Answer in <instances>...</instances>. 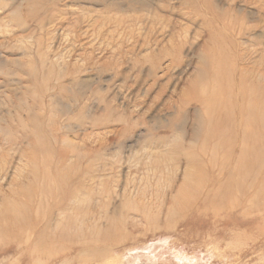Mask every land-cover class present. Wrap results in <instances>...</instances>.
<instances>
[{
	"label": "rangeland",
	"instance_id": "rangeland-1",
	"mask_svg": "<svg viewBox=\"0 0 264 264\" xmlns=\"http://www.w3.org/2000/svg\"><path fill=\"white\" fill-rule=\"evenodd\" d=\"M0 170V264H264V0H0Z\"/></svg>",
	"mask_w": 264,
	"mask_h": 264
},
{
	"label": "bare ground",
	"instance_id": "bare-ground-1",
	"mask_svg": "<svg viewBox=\"0 0 264 264\" xmlns=\"http://www.w3.org/2000/svg\"><path fill=\"white\" fill-rule=\"evenodd\" d=\"M18 11V10H17ZM28 12V10H26V13ZM30 15V13H28ZM19 17V16H18ZM17 17V18H18ZM18 20V19H17ZM21 20V19H20ZM23 23V22H22ZM42 26V25H41ZM243 69V68H242ZM239 93V92H237ZM259 112V111H258ZM213 117V116H212ZM238 125V124H237ZM197 126V125H196ZM62 129V128H61ZM197 137V136H196ZM2 159H5V157H2ZM20 170V169H19ZM1 171V170H0ZM21 171V170H20ZM4 173V172H3ZM18 174V173H17ZM2 178V177H1ZM5 178V177H4ZM14 178V177H13ZM11 180V179H10ZM13 180V179H12ZM22 181V180H21ZM17 182V181H16ZM19 183V182H18ZM8 184V183H7ZM1 188H2V185H0ZM132 186V185H131ZM9 187H11V183L9 182ZM6 190V189H5ZM8 190V189H7ZM27 193V192H26ZM4 195V193H3ZM8 195V194H7ZM45 195V194H44ZM54 197V196H52ZM43 200V198H42ZM72 200V198H71ZM70 200V201H71ZM68 201V198H63V197H59L58 199L54 200V201H51L50 204H49V207H50V210L49 212L44 216L46 218V222L47 224H51L52 222H57V223H60L62 221V217H63V213H65L64 211L63 212H60V210H64L63 208L66 206V203ZM12 203H9L8 205L10 206ZM42 205V203H41ZM72 207V206H71ZM10 220V219H8ZM13 222V220H11ZM15 221V219H14ZM26 221V218H23V220L19 223V224H23L24 222ZM45 222V221H44ZM27 221L25 222V227L27 226ZM36 229V228H35ZM33 232V231H32ZM34 234V232H33ZM30 236V235H29ZM27 236V237H29ZM32 236V235H31ZM32 239V238H31ZM30 240V239H29ZM28 241V239H27Z\"/></svg>",
	"mask_w": 264,
	"mask_h": 264
}]
</instances>
